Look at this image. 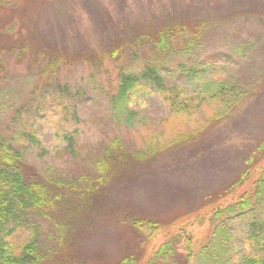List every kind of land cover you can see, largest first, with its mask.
<instances>
[{
	"label": "rangeland",
	"instance_id": "374dc122",
	"mask_svg": "<svg viewBox=\"0 0 264 264\" xmlns=\"http://www.w3.org/2000/svg\"><path fill=\"white\" fill-rule=\"evenodd\" d=\"M147 67L164 89L141 78L119 100ZM0 129L58 196L6 233L16 255L36 241L40 264H150L170 242L151 264H250L264 256V0H0Z\"/></svg>",
	"mask_w": 264,
	"mask_h": 264
},
{
	"label": "trees",
	"instance_id": "16d2710c",
	"mask_svg": "<svg viewBox=\"0 0 264 264\" xmlns=\"http://www.w3.org/2000/svg\"><path fill=\"white\" fill-rule=\"evenodd\" d=\"M170 33V32H168ZM173 37L174 34H171ZM164 35L161 34L160 45L164 42ZM116 52V51H115ZM114 52V53H115ZM141 78L154 81L160 89H164L161 76L157 68L147 67L141 76L136 74H124L118 87V99L124 101L129 97L131 91L139 84ZM223 87L221 92L226 91ZM264 148V143L262 145ZM124 149L119 139H115L111 146L106 148L108 153L112 150ZM22 160L21 152L16 149L0 129V264H40L44 259V254L39 250L36 241L27 243L20 255L13 253L5 235L7 232L17 228L18 225L25 223L26 216L31 212L47 206H52L58 196L51 197V191L48 186L38 180L28 181L22 171L20 161ZM261 176L257 182L256 193L261 196L264 192V165L259 168ZM252 172L250 170L243 173L242 177L233 185V191L238 187L246 184ZM252 198L245 195L239 197L237 202L241 209L251 205ZM232 205L229 204L224 208L216 209L215 215H220L224 211H232ZM134 225L138 228L147 225L150 228H158V223L154 220L138 218L134 220ZM175 253V248L170 242H166L153 254L149 260L151 264L154 261L164 260L169 255ZM131 258L127 257L119 264H131ZM250 264H264V256L260 259L250 260Z\"/></svg>",
	"mask_w": 264,
	"mask_h": 264
}]
</instances>
